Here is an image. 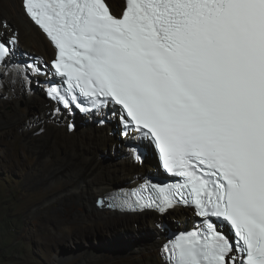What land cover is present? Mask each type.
<instances>
[{
    "label": "snow or ice",
    "instance_id": "snow-or-ice-1",
    "mask_svg": "<svg viewBox=\"0 0 264 264\" xmlns=\"http://www.w3.org/2000/svg\"><path fill=\"white\" fill-rule=\"evenodd\" d=\"M20 5L54 48L50 64L14 66L24 82L50 78L49 119L61 108L106 109L122 135L154 146L173 179L145 181L109 206L186 207L198 218L162 245L161 264H264V0ZM17 43L15 32L0 36V65Z\"/></svg>",
    "mask_w": 264,
    "mask_h": 264
},
{
    "label": "bare ground",
    "instance_id": "bare-ground-1",
    "mask_svg": "<svg viewBox=\"0 0 264 264\" xmlns=\"http://www.w3.org/2000/svg\"><path fill=\"white\" fill-rule=\"evenodd\" d=\"M115 1L117 0H113L114 6L118 8ZM4 22L7 27L0 26V36H4L6 33L11 36L15 32L18 35L21 50L31 51L44 57L48 55V52L54 53L46 36L24 14L20 0H0V25H3ZM14 66L23 70L22 64L11 62L9 68L0 75L2 78L0 93L5 94L10 101L13 99L15 110L22 115L30 109L31 105L39 106V110L27 121L29 128L27 130L32 134H38V138L30 142L28 148L32 149L33 154L39 159L50 162L47 167L48 174L56 180L60 181L62 176H66V173L70 174L71 184L67 190L60 192V198L66 204H76L81 211L80 221L88 226L107 228L114 224H123L141 233L138 242L129 241L122 244L123 246L117 254L120 259L137 264L140 258L147 256L156 261V263L148 264H161L162 258L159 255V250L166 241V237L165 231L158 226V222L162 221L165 213L144 212L133 214L131 218L118 219L115 215H118L119 212L110 211L104 206L97 205L100 197L106 192L122 186L119 184L122 181L137 182L140 174L146 173L149 168H152L156 159L148 157L145 162H135L132 154L123 145L119 134L114 133L107 123L101 126L93 114L86 117L79 115L75 117L69 111L61 109V115L56 118L54 123L47 115L50 101L45 98L44 91L40 86V83H44L45 79L30 76V83L24 82L19 78V73ZM71 123L75 124L76 128L73 127L72 130H69L67 125H71ZM41 127L45 129L42 133L39 131ZM101 150L113 151L114 159L110 162L102 160ZM24 159V157L19 158L18 162L12 164V169L24 170L26 166ZM55 190H58V187L51 188L49 191ZM167 213L179 221L181 227L195 216L192 210L180 208ZM66 229V232H62L57 237L52 236L47 230L48 232H45L44 236L45 244L48 247H54L59 242L68 239H82L91 232L77 230L72 225ZM130 243L136 245L132 246ZM78 250L80 253L74 254L75 257L72 258V261L70 258L73 255V249L57 251L56 260L59 264H68L73 261L77 264H94L103 258L114 257L112 250L104 252L100 246H88ZM46 252L47 255L51 253L49 250Z\"/></svg>",
    "mask_w": 264,
    "mask_h": 264
},
{
    "label": "rangeland",
    "instance_id": "rangeland-1",
    "mask_svg": "<svg viewBox=\"0 0 264 264\" xmlns=\"http://www.w3.org/2000/svg\"><path fill=\"white\" fill-rule=\"evenodd\" d=\"M115 2L119 8L122 0ZM4 36L10 37L8 33ZM5 70L7 68H3L1 74ZM0 97H3L0 99V264H59L56 260L57 251L73 249L70 258L72 261V258L80 253L78 249L88 246H100L104 252L112 250L114 253V257L103 258L94 264H134L120 259L117 254L123 243L138 242L141 233L123 224L101 228L91 227L80 221L81 211L78 206L64 203L59 195L71 184L70 174L66 173L60 181L56 180L48 174L47 167L50 162L39 159L33 154L32 149L28 148L30 142L38 138V134H32L27 130L29 129L27 121L39 110V106L31 105L22 115L15 110L13 99L8 100L3 93H0ZM21 157H24L26 162L24 170L12 169V164L18 162ZM100 157L110 162L115 154L113 151L101 150ZM145 174V172L140 174L138 183ZM137 182L122 181L119 184L135 186ZM57 187L58 190L53 191L54 193L49 191ZM115 216L118 219H127L133 214L119 213ZM165 222L173 224L174 228L181 227V223L170 213H165L162 221L158 223ZM70 225L77 230L91 232L82 239H68L54 247L45 244V232L49 231L52 236L57 237L62 232H66V227ZM48 250L51 251L50 255H47ZM153 262L156 263L152 258L145 256L140 258L137 264ZM68 264H77V262Z\"/></svg>",
    "mask_w": 264,
    "mask_h": 264
},
{
    "label": "clouds",
    "instance_id": "clouds-1",
    "mask_svg": "<svg viewBox=\"0 0 264 264\" xmlns=\"http://www.w3.org/2000/svg\"><path fill=\"white\" fill-rule=\"evenodd\" d=\"M4 67H1V69H0V71L3 69ZM0 75H1V72H0ZM98 205V204H97ZM99 206V205H98ZM99 207H101V206H99ZM105 208V207H104ZM111 211V210H110ZM115 212V211H114ZM120 214H126V213H121V212H119Z\"/></svg>",
    "mask_w": 264,
    "mask_h": 264
}]
</instances>
